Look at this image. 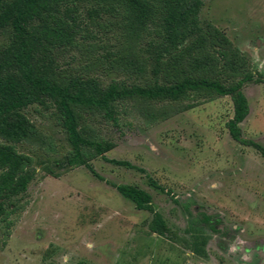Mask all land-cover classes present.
Returning a JSON list of instances; mask_svg holds the SVG:
<instances>
[{
  "label": "rangeland",
  "instance_id": "rangeland-1",
  "mask_svg": "<svg viewBox=\"0 0 264 264\" xmlns=\"http://www.w3.org/2000/svg\"><path fill=\"white\" fill-rule=\"evenodd\" d=\"M201 2L199 19L222 30L261 74L260 82L242 88L249 112L239 126L243 138L264 147V0ZM5 37L0 33V41ZM68 52L65 59L74 53L85 61L84 51ZM99 74L119 78L106 69ZM37 108L25 112L53 139L54 151L15 145L34 158L37 176L8 239L0 235V264H63L66 255L67 264H238L239 255L227 250L237 237L257 253L250 264H264V160L230 136L229 96L200 101L148 127L135 119L118 127L99 124L115 144L91 161L100 178L85 166L58 165L70 145L53 111ZM122 184L149 193L153 211L178 237L198 240V253L152 232L153 213L120 194L115 185Z\"/></svg>",
  "mask_w": 264,
  "mask_h": 264
},
{
  "label": "trees",
  "instance_id": "trees-1",
  "mask_svg": "<svg viewBox=\"0 0 264 264\" xmlns=\"http://www.w3.org/2000/svg\"><path fill=\"white\" fill-rule=\"evenodd\" d=\"M201 6V0H0V33L6 35L0 41L3 241L37 176L34 158L15 145L54 151L53 139L26 114L29 107L53 111L64 132L70 149L58 165L85 166L99 177L91 161L115 145L99 124L118 127L135 119L148 127L200 101L229 96L230 136L252 146L264 160V147L243 138L239 126L249 112L242 88L260 82L261 74L222 30L199 19ZM73 49L86 53L84 62L74 53L64 58ZM103 69L119 78L105 80L99 74ZM115 188L137 209L153 213L152 232L198 253V240L178 237L153 211L149 193L128 184Z\"/></svg>",
  "mask_w": 264,
  "mask_h": 264
},
{
  "label": "clouds",
  "instance_id": "clouds-1",
  "mask_svg": "<svg viewBox=\"0 0 264 264\" xmlns=\"http://www.w3.org/2000/svg\"><path fill=\"white\" fill-rule=\"evenodd\" d=\"M247 242L243 239H240L237 237L235 240H233L231 243L228 244V252L232 255H239L238 264L240 262H243V264H250V262L253 260V258L257 255L255 251H253L251 248L245 247ZM89 250H91L94 245L89 243L87 245ZM70 257L67 255L63 258V264H67Z\"/></svg>",
  "mask_w": 264,
  "mask_h": 264
}]
</instances>
